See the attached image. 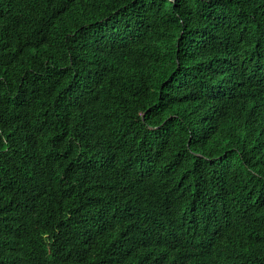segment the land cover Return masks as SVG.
Instances as JSON below:
<instances>
[{
  "label": "trees",
  "instance_id": "trees-1",
  "mask_svg": "<svg viewBox=\"0 0 264 264\" xmlns=\"http://www.w3.org/2000/svg\"><path fill=\"white\" fill-rule=\"evenodd\" d=\"M0 264H264V0H0Z\"/></svg>",
  "mask_w": 264,
  "mask_h": 264
}]
</instances>
